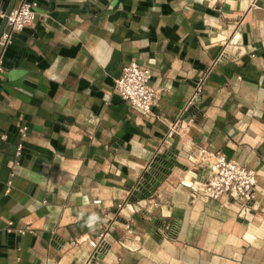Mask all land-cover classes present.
<instances>
[{"label": "crops", "instance_id": "1", "mask_svg": "<svg viewBox=\"0 0 264 264\" xmlns=\"http://www.w3.org/2000/svg\"><path fill=\"white\" fill-rule=\"evenodd\" d=\"M31 1L0 47V264H85L123 206L94 264H264V0ZM130 61L152 70L154 114L114 89ZM199 146L256 171L250 210L187 186ZM165 152L179 165L130 199Z\"/></svg>", "mask_w": 264, "mask_h": 264}, {"label": "built area", "instance_id": "2", "mask_svg": "<svg viewBox=\"0 0 264 264\" xmlns=\"http://www.w3.org/2000/svg\"><path fill=\"white\" fill-rule=\"evenodd\" d=\"M37 2L31 0H20L8 14L4 7L3 0H0V18L7 17V24L0 37V47L7 46L11 42L14 33L22 31L31 25L36 17ZM3 70V62L0 57V74ZM208 76L205 72L195 85V96L202 91L203 83ZM152 70L141 65L136 61L126 63L121 74L115 79L114 89L120 97L127 101L129 105L139 112L149 115L154 114V106L158 99L159 90L151 84ZM192 98L191 103H193ZM182 113L178 115L172 123L170 135L178 131L180 127ZM27 126L22 127L23 135L26 134ZM6 135L2 136L5 139ZM22 144H18L16 155H20ZM160 154H156V158L150 163L145 174L135 190L132 192L130 199L135 197V193H146L153 191L151 187L158 178ZM191 159L198 163V166L205 170L199 178L190 181L187 186L195 194V196L204 197L205 199L217 200L224 195H228L235 200L240 201L244 209L250 210L254 206L257 198V174L256 171L247 164L236 159H228L224 153L213 151L208 146H199L194 154L190 155ZM147 189L146 192H143ZM158 204V203H156ZM123 206L119 212L107 224L106 231L102 232L94 243V248L85 264H94L100 254L108 249L107 235L111 228L116 224L122 213ZM13 222L8 223L7 230L10 231ZM125 228L129 231L133 229L130 223L125 224ZM29 228L19 229L20 233H25Z\"/></svg>", "mask_w": 264, "mask_h": 264}, {"label": "water", "instance_id": "3", "mask_svg": "<svg viewBox=\"0 0 264 264\" xmlns=\"http://www.w3.org/2000/svg\"><path fill=\"white\" fill-rule=\"evenodd\" d=\"M16 1L17 0H12V3L10 5L9 9L7 10L8 14L11 12L13 7L15 6ZM6 24H7V17H5L3 19V22H2V25H1V28H0V37L3 34V31H4L5 27H6ZM159 160H160L161 165H165L167 167H173L175 164H178V162L176 161V156L172 155L171 153H168V152H165V153L161 154L159 156ZM160 167L161 166H159V170L161 169ZM159 182H160L159 178H157V180L154 182V184L151 187V189L154 190V188L159 185ZM146 191H147V189L143 190V192H146Z\"/></svg>", "mask_w": 264, "mask_h": 264}]
</instances>
